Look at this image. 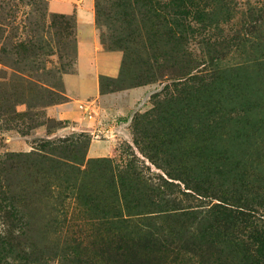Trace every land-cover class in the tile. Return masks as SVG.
<instances>
[{
    "label": "rangeland",
    "instance_id": "rangeland-1",
    "mask_svg": "<svg viewBox=\"0 0 264 264\" xmlns=\"http://www.w3.org/2000/svg\"><path fill=\"white\" fill-rule=\"evenodd\" d=\"M59 1L71 11L51 10L48 0H0V157L34 154L32 160L7 162V176L0 177L15 186L25 223L24 236L0 237L6 256L33 250L56 264L99 260L103 249L116 244L104 237L100 219L106 218L112 233V216L118 213L152 217V230L177 232L185 246L197 226L182 212L204 213L219 203L218 190L244 197L255 209L260 202L251 213L261 226L264 192L256 196L252 190L264 188V159H255L259 131L252 124L264 117V68L244 66L210 75L212 63L234 64L246 58L245 49L213 53L199 41L214 23L235 35L248 16L258 19V12L249 9L264 0H233V9L209 4L200 16L196 8H187L199 34L187 46L172 48L160 35L158 49L138 46L123 63L121 50L101 43L100 30L104 35L107 30L96 25V4L104 2L94 0L98 44L120 53V70L113 77L100 75L95 95L80 93L74 85L78 41L91 38L89 26L77 22L73 0ZM52 14L55 21L46 28L49 46L20 45L42 37ZM145 20L142 39L150 25ZM254 21L253 40L262 47L264 19ZM149 52L168 56L152 60ZM147 53L148 64L158 66L166 78L151 76L141 64ZM59 57L72 58V63L58 73ZM197 72L199 77L191 79ZM37 80L55 83V95L49 96ZM86 102L92 103L91 117L79 107ZM96 141L103 154H91ZM240 170L249 171L247 180L235 181ZM205 186L210 187L207 193L194 191ZM202 239L197 236L194 244L203 251L208 246Z\"/></svg>",
    "mask_w": 264,
    "mask_h": 264
},
{
    "label": "trees",
    "instance_id": "trees-1",
    "mask_svg": "<svg viewBox=\"0 0 264 264\" xmlns=\"http://www.w3.org/2000/svg\"><path fill=\"white\" fill-rule=\"evenodd\" d=\"M103 2L101 5L96 4V25L99 29L100 26H103L107 30L106 35L100 30V40L103 45H107L106 48L109 50H121L122 63L128 57V53L138 46L147 51L158 49V46L161 45L158 40L160 35L164 37L162 42L172 48L187 46L193 36L199 35L192 20L188 19L191 11L187 8H196V14L200 16L203 15L200 9L208 7L209 4L213 6L220 4V8L226 6L227 9L229 7L233 9L231 5H234L233 0H103ZM260 3L257 4L259 7L256 5L249 9L251 12H258V19L248 16L241 23L242 26L239 30L235 31V35H231L226 29H219L218 23H214L206 33H200V35L204 34L199 42L207 48V51L214 53L224 50L228 54L235 46V49L243 47L246 53V58L237 60L234 64L212 63L209 69L210 75L220 73L222 70L225 72L237 71L244 66L247 69L252 66L264 68V49H261L264 48V45L257 47L258 45L253 40L257 31L254 20L264 19V1ZM145 18H148L150 25L146 26L149 30L142 39ZM54 21L55 16L52 14L50 15V25L44 24L42 37L37 40L21 42L20 45L35 47L36 44H44L49 46L50 40L46 28L49 29ZM147 55L148 53L140 59L141 64L146 66V69H150L151 76H157L160 74V68L149 65ZM149 55L152 60L168 56L167 53H164L154 57L152 52H149ZM69 63H72V58L62 59L59 57V69L56 71L58 73L64 71ZM28 76L35 77L34 75ZM160 76L166 78L167 75L160 74ZM198 77L197 72L191 76V79ZM180 79H183L182 75H180ZM37 81L42 83V89L49 96L55 95L58 89L55 83ZM230 112L232 113L234 110ZM243 122L245 126H249L247 120L241 119L240 123L243 124ZM252 126H254V130L259 131L258 136L256 135V142L260 146L256 151L255 159L260 161V159H264V117L253 123ZM49 144L42 148H46ZM50 146L54 145L50 144ZM33 156V153H29L23 156L5 154L4 157H0V177L2 174L7 176V170H3L7 162L15 158L18 159V157L32 160ZM248 165L250 166L251 162ZM248 174V170L237 171L235 181L247 180L245 177ZM209 189V186H205L203 189H194V191L201 194L200 192H208ZM218 191L222 194L218 198L219 203L211 205L204 213L199 214L194 209L182 212L184 215L192 216L195 226H197L194 232L189 233L188 231L191 241H185L184 243H187L185 246L179 244L181 238L177 236V232L152 230L154 227L152 217L137 213H130L133 216L125 217L118 213L112 216V225L114 226L112 233L107 232L106 218L103 216L100 219L99 225L102 227L101 231L104 232V237L116 241L112 248H105L100 252L101 259L93 260L91 258L84 262L77 259L67 260L64 264H264V223L260 226L252 219V213L257 212L258 207L262 204L256 203L259 205L257 210L252 208V205L240 195L234 196L228 191H226L227 193ZM252 191L257 194L256 196H259V192H264V188L259 190L255 187ZM14 194L15 186L8 181L0 180L1 239L10 240L12 236L17 238L25 235V223L18 209L16 200L18 198ZM134 216L138 217L133 218ZM135 229H137L136 232ZM14 230L17 232L13 234ZM197 236L203 238L202 240L207 243L208 247L203 251L200 248L197 249L194 244ZM214 239L217 240L216 243ZM6 252V248H0V264H7V262L9 264H56L54 260L43 259L39 252L36 253L33 250L20 251V256L13 254L6 256ZM6 257L7 260H2Z\"/></svg>",
    "mask_w": 264,
    "mask_h": 264
},
{
    "label": "crops",
    "instance_id": "crops-1",
    "mask_svg": "<svg viewBox=\"0 0 264 264\" xmlns=\"http://www.w3.org/2000/svg\"><path fill=\"white\" fill-rule=\"evenodd\" d=\"M51 10H69L70 5L59 0H48ZM75 17L79 24H87L90 29L89 40H79L77 46V76L74 85L85 95H95L99 86V76H116L119 70L120 53L102 50L98 44L94 22V0H73ZM72 7V5H71ZM67 80H71L68 77ZM91 150L92 155L104 153L102 143L96 141Z\"/></svg>",
    "mask_w": 264,
    "mask_h": 264
},
{
    "label": "built area",
    "instance_id": "built-area-1",
    "mask_svg": "<svg viewBox=\"0 0 264 264\" xmlns=\"http://www.w3.org/2000/svg\"><path fill=\"white\" fill-rule=\"evenodd\" d=\"M88 103V104H87ZM86 102V104L80 103L79 107L83 109V112L86 113V116L91 117V112L93 111V108L91 107L92 103Z\"/></svg>",
    "mask_w": 264,
    "mask_h": 264
}]
</instances>
